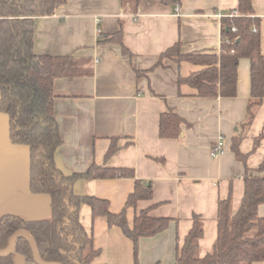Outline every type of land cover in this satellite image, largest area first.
I'll list each match as a JSON object with an SVG mask.
<instances>
[{
  "label": "crops",
  "instance_id": "1",
  "mask_svg": "<svg viewBox=\"0 0 264 264\" xmlns=\"http://www.w3.org/2000/svg\"><path fill=\"white\" fill-rule=\"evenodd\" d=\"M251 3L261 34L264 0ZM236 7L237 0H171L170 4L141 0L137 11L129 13L121 0H66L52 15L34 21L36 54L88 59L91 71L88 76L53 82L54 113L62 139L55 153L57 166L66 175L84 173L92 164L134 172V178L78 181L74 193L105 199L109 211L116 214L135 181L141 180L151 186L152 196L127 210L129 225L145 209L153 218L170 219L164 231L139 240L138 264H175L176 248L189 231L193 214L203 220L198 255L204 257L216 239L219 200L230 192L232 213L240 206L245 167L230 146L246 117L249 61L239 62L233 98H200L193 88L178 85V75L187 77L199 66L176 65L168 59L157 65L160 55L176 43L183 54L218 53L220 20L215 15H227ZM121 22V42L128 55L119 44L104 42L119 31ZM167 110L183 120L177 139L159 137V118ZM113 140L117 151L105 160ZM219 140L223 151L213 157L211 149ZM240 151L248 155L249 169L257 168L263 159L264 101ZM8 214L41 221L50 219L51 209L47 196L30 192L29 148L10 144L8 119L0 112V218ZM257 214L264 217V204ZM79 220L92 237L93 248L99 250L94 264H133L132 242L118 228H109L105 217L92 218L90 208L82 205ZM14 261L35 264L18 254Z\"/></svg>",
  "mask_w": 264,
  "mask_h": 264
},
{
  "label": "trees",
  "instance_id": "2",
  "mask_svg": "<svg viewBox=\"0 0 264 264\" xmlns=\"http://www.w3.org/2000/svg\"><path fill=\"white\" fill-rule=\"evenodd\" d=\"M170 4L171 0H161ZM66 0H0V112L8 119L9 142L29 148V190L33 195H45L50 201L49 220L26 221L14 215L0 218V250H5L12 235L25 230L34 238L41 259L50 264H94L99 250L93 248L92 237L79 220V208H90L92 218H106L109 228L116 227L132 242L133 264H138V242L164 231L170 219L153 218L148 210L139 211L129 225L126 212L135 209L139 201L152 196L151 186L136 180L123 209L109 211V202L93 196L77 195L74 185L82 180L134 178L129 168H107L92 164L84 173L66 175L57 166L55 153L62 144L54 113L53 82L62 77L91 74L88 59L72 55L56 57L38 55L34 51V21L52 15ZM141 0H121L129 13H135ZM234 16H229L232 14ZM260 20L254 16L251 0H237L233 12L220 19L219 52L187 53L176 43L159 57L176 65L187 62L201 67L187 77L177 76L178 85H187L200 98H233L237 94L238 65L241 59L250 63V95L245 120L237 126L230 150L245 167L244 191L238 210L231 211L230 192L217 204V235L210 250L199 257V240L203 236V220L193 214L191 227L175 252V264H264V217L257 209L264 204V156L255 169L246 165L248 155L240 151L257 109L264 101V53ZM122 22L118 32L106 36L105 43H117L128 55L122 42ZM182 118L167 110L159 118V137L177 139ZM262 133L254 140L255 151ZM117 151L112 141L105 154L109 159ZM254 173L255 175L251 174ZM34 263L27 239L21 237L15 252L0 257V264H15L14 255Z\"/></svg>",
  "mask_w": 264,
  "mask_h": 264
},
{
  "label": "water",
  "instance_id": "3",
  "mask_svg": "<svg viewBox=\"0 0 264 264\" xmlns=\"http://www.w3.org/2000/svg\"><path fill=\"white\" fill-rule=\"evenodd\" d=\"M21 237L27 239V241L29 242L35 264H50V263L44 262L41 259L39 252H38L37 244L34 238L29 234V232L25 230H18L12 235L9 246L5 250H0V257H6V256L13 254L16 249L17 241Z\"/></svg>",
  "mask_w": 264,
  "mask_h": 264
},
{
  "label": "built area",
  "instance_id": "4",
  "mask_svg": "<svg viewBox=\"0 0 264 264\" xmlns=\"http://www.w3.org/2000/svg\"><path fill=\"white\" fill-rule=\"evenodd\" d=\"M235 14L233 13L232 15L229 16H234ZM215 17L220 20L222 19L223 15L222 14H217L215 15ZM97 33L99 34V31H97ZM223 151V147H222V142L219 140L215 143V145L212 147L211 149V156L216 157L218 155H220Z\"/></svg>",
  "mask_w": 264,
  "mask_h": 264
},
{
  "label": "rangeland",
  "instance_id": "5",
  "mask_svg": "<svg viewBox=\"0 0 264 264\" xmlns=\"http://www.w3.org/2000/svg\"><path fill=\"white\" fill-rule=\"evenodd\" d=\"M261 40H262V48L264 52V23L261 24Z\"/></svg>",
  "mask_w": 264,
  "mask_h": 264
}]
</instances>
